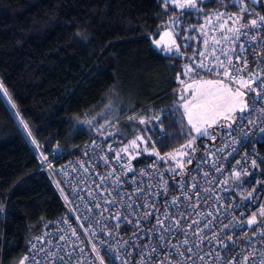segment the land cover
I'll return each mask as SVG.
<instances>
[{
    "label": "trees",
    "instance_id": "16d2710c",
    "mask_svg": "<svg viewBox=\"0 0 264 264\" xmlns=\"http://www.w3.org/2000/svg\"><path fill=\"white\" fill-rule=\"evenodd\" d=\"M247 1L264 16V0ZM164 3L0 0V264H18L28 241L63 208L51 178L39 167L52 148L72 147L98 131L109 114L112 124L130 123L106 132L119 151L137 135L148 138L147 129L127 117L159 111L167 137L161 144L153 134L148 152L143 145L139 155L131 151L134 162L158 158L150 154L152 142L163 157L189 140L180 123L177 86L198 74L185 75L186 60L162 54L153 41L176 19L192 20L230 5L197 0L196 9H177ZM201 138L195 152L178 159L184 167L197 156ZM258 148L264 153V142ZM158 159L168 174L178 170L177 160ZM256 165L254 170L264 174V159Z\"/></svg>",
    "mask_w": 264,
    "mask_h": 264
},
{
    "label": "built area",
    "instance_id": "2783aa9c",
    "mask_svg": "<svg viewBox=\"0 0 264 264\" xmlns=\"http://www.w3.org/2000/svg\"><path fill=\"white\" fill-rule=\"evenodd\" d=\"M227 1L229 8L194 15L192 20H174L155 40L171 31L179 52L175 49L164 51L165 38L164 44L156 45L162 54L185 59L198 78L224 79L225 83L237 87L229 78L223 77L215 58L219 57L227 66L223 53L228 52L233 62L231 71L235 73L242 69L238 75L243 79H248L247 73L264 71V24L259 28H242V34L234 38L233 33L219 28L215 13L241 15L243 23L262 15L247 0L244 3L248 10L242 14L237 0ZM209 17L211 23H207ZM223 19L227 20L228 16ZM201 26H204L203 31ZM231 26L229 21L226 27ZM214 40L220 43H214ZM202 62L212 70L200 68ZM255 87L261 95L247 93L249 111L243 114L244 118H238L230 128L211 131L215 140L202 137L197 156L189 159L191 163L183 169L178 167L172 175L158 158L140 162L131 160L132 171H127L122 165L129 163L128 155L122 153L121 161H116L114 157L118 150L105 130L92 133L70 148H52L43 155L46 160L41 157L39 167L49 175L55 187H59V191L56 190L63 208L28 241L26 253L18 264L22 260L24 264H101L100 258H103V264H160V261L164 264L169 261L172 264H205V261L206 264H229L233 258L240 261L253 250L255 256H250L248 264H260L264 256V235L259 233L264 231V224L249 226L246 223L253 213L264 207V183H258L264 181V174L256 172L252 165V160L257 164L264 159V153L258 148V143L264 142V131H260L264 129V113L259 111L264 108V89H261L260 81ZM161 114L159 111L149 116H136L147 120L155 115L162 117ZM249 120L258 123L249 125ZM160 121L152 120L151 124L154 128L158 123L166 133ZM153 134L156 139H161L159 130ZM109 145L115 151H110ZM105 156L107 163L102 159ZM234 171L241 172L239 180L233 176ZM248 192H252V196L245 199ZM173 198H176L175 204ZM145 204L149 207H144ZM145 212L152 215L145 217ZM117 213H120L119 217ZM157 217L165 220L164 227L156 225ZM173 218L181 220V227L169 232L167 228ZM257 219L264 218L258 216ZM193 220L199 224L188 228ZM226 224L228 228L224 227ZM185 232L188 245L182 243ZM214 234L224 240L227 247H221L213 240ZM228 236L232 237L231 241L227 240ZM93 245L97 251H93ZM174 246H178L185 256L191 255L192 260L182 258ZM189 247L192 253L187 252ZM209 252L213 255L208 256ZM198 256L205 257V261Z\"/></svg>",
    "mask_w": 264,
    "mask_h": 264
},
{
    "label": "snow or ice",
    "instance_id": "6c2138e0",
    "mask_svg": "<svg viewBox=\"0 0 264 264\" xmlns=\"http://www.w3.org/2000/svg\"><path fill=\"white\" fill-rule=\"evenodd\" d=\"M237 2L241 5L240 12L241 14L246 12L247 5L244 3V0H237ZM174 4L176 7L180 9H196L197 8V0H165L164 7L167 8L169 4ZM216 16L217 22H219V28L223 29L229 33L234 34V38H238L239 35H241V29L242 28H259L262 24H264V16H257L255 19L249 20L247 23L242 22V16L237 15L235 13L232 14H226V13H220L217 12L214 14ZM227 15L228 19L224 20L223 17ZM222 21V22H221ZM229 21H231L232 26L226 27L228 25ZM207 23H211V17L208 18ZM239 25V27H236V25ZM204 26H201V31H203ZM246 34V33H244ZM165 38H167V44L164 47V51L166 52H172L174 49L179 52V46L176 44L175 39L173 38V33L171 31L165 32L160 40H155L153 43L157 45L158 47L161 44L165 43ZM227 40L228 37H225ZM253 40L256 39L255 36L252 37ZM207 44V40L205 41ZM214 43H220L219 41H215ZM243 48V45L240 46ZM229 51H234V49H230ZM203 56L204 53H201ZM223 55L225 56L227 60V66L225 65V62L223 60H220L219 57H216L215 59L218 61V64L216 67L222 69L223 71V77L229 78L232 83H235L237 87L233 88L230 86L229 83H225L224 79H218V80H200V81H193L191 84L185 85L183 88V92H188L189 89H191V99L185 98L183 95L181 96L182 104L181 106L184 109V115L187 117V122L191 126L190 127V133L195 132L196 135H190L189 140L185 145H181L180 149H177L173 152L166 153L163 157L160 156V153L155 149V142H152V152L150 154H155L160 159H166L170 158L171 160H177V167L183 169L184 164L180 163L178 160V157H183L188 155L189 153L185 151L184 149H191V151L195 152L196 149L194 147L195 141L197 137H210L211 139L215 140V136L211 135L210 129L213 128V126L220 124L221 121L225 122H232L235 123L236 120L243 119V114L249 111V104L247 102L246 96L248 92H254L256 93V96L259 97L261 95V91L255 87V84L257 81H260V87L261 89H264V71L260 73H247L248 79H243L238 74L243 71L242 69H237L235 73L231 71V68L233 67L232 62V56L228 54V52H224ZM239 59V57H237ZM200 68H208L209 71L212 69L209 68L207 64H204L203 62L199 65ZM247 68V60L244 62V69ZM192 71V68H187L185 71V75H188ZM219 74V73H218ZM181 84H184V81H180ZM2 87V85H0ZM4 95H7V92L5 91ZM13 108H15V104L12 105ZM261 113H264V108L259 110ZM237 113H240V116H237ZM18 116L19 113H16ZM130 120H135V116L128 117ZM161 117L159 115L153 116L151 119H145L140 118L139 123L140 124H151L152 120H155L159 122ZM20 123L23 125L24 129H28V124L24 122L23 120L20 121ZM90 123V122H89ZM257 120H249L248 124L255 126L257 124ZM227 127H231V123L227 124ZM101 129H103V125L101 126ZM159 130L161 132V144L164 143V140L167 137V133L163 132V129L159 126L157 123L156 126L153 128V133L155 131ZM260 131H264V129H260ZM28 135L31 136V132H28ZM151 141V136H148L147 139H145L144 135H137L135 138L130 140L128 144L124 145L119 149V151H116L115 153V159L119 163L121 161V154H127L129 163L126 165H122V167H125L127 171H132L131 163L130 161L134 159L135 157L131 155V151H135L136 155L140 154L139 149L141 148V145H143V151L148 152L149 149L147 147L148 143ZM33 144H35V140L32 141ZM110 151H115L112 149L111 145H109ZM42 159L46 160V157H43ZM102 159L107 163V156L102 157ZM191 163V161H188ZM240 161H237V164H239ZM253 167H256V161L252 160ZM51 168V165H49ZM171 171H175L176 169H170ZM219 171V169H217ZM114 172V170H113ZM109 175H112L110 172ZM244 175H249V173L244 172ZM233 176L239 180L241 176V172L234 171ZM103 179V178H102ZM258 183H264V181H260ZM193 188L196 187V185H192ZM139 191V190H137ZM255 191V190H253ZM252 196V192H248L247 197L245 199L250 198ZM108 203H115V201H108ZM173 204L176 203V198H173L172 201ZM99 207V205H97ZM131 207V205H129ZM144 207H149V205L145 204ZM154 208L155 206L152 205ZM152 215L151 212H145L144 216L148 217ZM117 217L120 216V213L116 214ZM264 218V207L260 208V211L258 213H253L250 218L247 219L246 223L251 226L257 223L264 224V219L258 220L257 217ZM167 218V215L166 217ZM126 219V218H125ZM128 223H131L129 220ZM137 226H139L140 221H136ZM199 221L193 220L191 224L187 225L188 228H192L193 225H198ZM156 225L160 227H164L165 220L161 219L159 217L156 218ZM181 227V220L178 218H173L172 224L167 228V231L171 232L174 229H180ZM205 227H208V225H205ZM225 228H228L229 225H224ZM202 232V230H200ZM73 234L75 235V231H73ZM186 238L182 241L184 245L189 244V240L187 239V233H184ZM194 235H198L197 233H193ZM253 235H257V233H253ZM259 235H264V231L259 233ZM63 239V237H61ZM163 239V237H161ZM213 240H216L217 243L221 245V247H227L224 240L218 239V237L214 234ZM227 240L231 241L232 237L228 236ZM93 251H97L96 245H93ZM177 248L178 254L186 259L191 261L192 256L188 255L185 256L184 252H179L178 246H174ZM152 251H155L153 249ZM188 253H192V248L189 247L187 249ZM170 255V254H169ZM213 253L209 252L208 256H212ZM250 256H255V251L253 250L249 255L243 256L242 260L236 261V258H233V261H230L229 264H248ZM198 259L201 261H205V257L198 256ZM219 258V257H217ZM165 259H168L166 256ZM101 264H103V258H100ZM20 264H24V261L22 260ZM126 264V262H125ZM160 264H164V261H160ZM169 264H172L171 261H169ZM206 264V261H205ZM255 264V262H253ZM260 264H264V256L261 257Z\"/></svg>",
    "mask_w": 264,
    "mask_h": 264
},
{
    "label": "rangeland",
    "instance_id": "374dc122",
    "mask_svg": "<svg viewBox=\"0 0 264 264\" xmlns=\"http://www.w3.org/2000/svg\"><path fill=\"white\" fill-rule=\"evenodd\" d=\"M171 4V3H170ZM171 5H174V4H171ZM174 7L175 8H177V9H180V8H178V7H176L175 5H174ZM186 66L189 68V65L188 64H186ZM200 80H210V79H205V78H198V77H192V78H190V79H186L185 81H184V84H181L180 83V85H178L177 86V88H178V90H179V93H180V105L178 106L177 105V108L178 109H180L181 110V113H182V118H181V120H180V123L183 125V126H185L186 128H184V130L187 132V134H188V137L190 138V135H196V133L195 132H191L190 133V125L188 124V122H187V117L184 115V109H183V107L181 106V104H182V101H181V96L183 95L185 98H187V99H191V89H189L188 90V92H183V88L185 87V85H187V84H191L193 81H200ZM231 86V85H230ZM233 88H235L234 86H232ZM110 109V104H108V105H106L105 107H104V109H103V113H106L108 110ZM151 113V112H150ZM110 115L108 114L107 115V117H104L103 118V120L101 121V126L103 125V126H105V127H103V129H99V130H105L106 132L108 131V129L110 130V132H114L115 130H117V129H120V128H122V127H129L130 126V123H127V122H123V123H119V124H117V122L116 123H110V119L108 118ZM130 116H134V115H129L128 117H130ZM128 117H127V119H128ZM128 120H130V119H128ZM130 121H132V122H134V123H138V124H140L139 123V119H138V117L136 116V119L135 120H130ZM229 123H231L230 121H228V122H225V121H221L220 122V124H218V125H215V126H213V128L212 129H210V132L211 131H214V130H216L217 128H225V127H227V124H229ZM141 126H144L145 127V129H147V134H148V136H151V138H152V140H154V136H153V126H152V124H140ZM156 141V140H155ZM188 141V140H187ZM127 144V143H126ZM126 144H122V145H120V147H119V149L121 148V147H123L124 145H126ZM185 151H187L188 153H189V151H190V149H184ZM168 153V150L167 151H164L163 153ZM162 153V154H163ZM181 158H183V157H178V159H181ZM174 161H176V160H174ZM53 182V181H52ZM55 182V181H54ZM54 184V183H53ZM56 185V184H55ZM57 188V190L59 189V187L57 186L56 187ZM59 191V190H58Z\"/></svg>",
    "mask_w": 264,
    "mask_h": 264
}]
</instances>
